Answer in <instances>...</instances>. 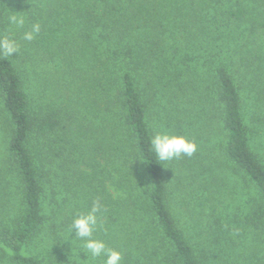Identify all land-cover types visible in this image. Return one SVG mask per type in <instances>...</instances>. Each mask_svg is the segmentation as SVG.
Instances as JSON below:
<instances>
[{"label": "trees", "instance_id": "trees-1", "mask_svg": "<svg viewBox=\"0 0 264 264\" xmlns=\"http://www.w3.org/2000/svg\"><path fill=\"white\" fill-rule=\"evenodd\" d=\"M179 1L0 0V264H103L68 241L97 199L121 264H264V0ZM160 130L196 152L163 168Z\"/></svg>", "mask_w": 264, "mask_h": 264}, {"label": "clouds", "instance_id": "clouds-1", "mask_svg": "<svg viewBox=\"0 0 264 264\" xmlns=\"http://www.w3.org/2000/svg\"><path fill=\"white\" fill-rule=\"evenodd\" d=\"M8 15L7 21L9 30L20 29L24 26V19L16 15V12ZM40 32L39 23L33 24L29 31L23 33L22 39L25 41H32ZM20 45L17 41L9 36L0 35V55L4 59L12 60L13 53L19 55ZM151 151L160 162L163 168L167 169L166 163L179 159L181 156L191 157L197 150V144L188 139L185 135L174 134L167 130H160L151 136L150 141ZM102 204L99 199L93 201L89 211L75 216L69 227V238L72 233L75 237L71 238V253H75L73 244L79 241L77 246L80 253L89 256L92 260L98 257H106L103 264H121L122 253L118 250L108 248L103 240L94 238L93 234L100 226Z\"/></svg>", "mask_w": 264, "mask_h": 264}, {"label": "rangeland", "instance_id": "rangeland-1", "mask_svg": "<svg viewBox=\"0 0 264 264\" xmlns=\"http://www.w3.org/2000/svg\"><path fill=\"white\" fill-rule=\"evenodd\" d=\"M161 1H163L165 4H172V3H174V0H161ZM189 1H191V0H186V3H188ZM176 2V1H175ZM180 3H182V0H180L179 1ZM263 7H264V5L261 7L262 9H263ZM193 20H194V23L195 24H188V25H192L193 27H194V29L196 28V27H199V26H201V23H200V21H196V15L194 14L193 16ZM170 21V22H169ZM180 23V22H179ZM177 21H176V19L175 18H170V20H164L163 21V25H164V27H165V29H167V31H166V35H173V30L174 29H176L178 26H180V24H179ZM181 32L182 31H185L186 29H185V27H182V25H181ZM181 35H183L182 33H179V34H177V37H176V39H173V38H171V36L169 37V38H166V41H168V42H171V41H179V40H181L182 38H179V36L181 37ZM188 41H197V40H194V39H190V40H188ZM248 103H249V106L248 107H250V106H252V101H251V103L249 102V101H247ZM215 127V126H214ZM256 144H259L260 146H263L264 147V142L262 141V138H259V139H257L256 140ZM188 234L189 233H192V231L190 230V229H188ZM208 239H209V236H207V235H203V236H198V235H196V239H194L193 241H192V243H195L196 241L197 242H199V245H201V246H198V247H200V248H204V247H206V246H208ZM264 243V242H263ZM263 247H264V244H263ZM208 248H211L212 249V247H210V246H208L206 249H208ZM254 247H252V249H253ZM209 250V249H208ZM249 250H251V249H248V250H246V253H248L247 255L249 256V255H251V254H253V251H255V250H253V251H250V252H248ZM216 251V258L218 259V261H219V264H222V259L224 258V257H228V258H230V256H229V253L228 252H226L225 250H223V251H218V250H215ZM253 255H255V257H248V258H250V259H252L253 261H254V259H258V258H260L261 257V263H263L264 261V248H263V250H261V251H257L256 253H254ZM263 255V256H262ZM245 258V256H243V255H241V256H239L238 257V259H237V261L238 262H236V263H233V264H237V263H239V264H242V263H245V262H247V261H244L243 259ZM254 258V259H253ZM221 260V261H220ZM263 261V262H262ZM230 262L232 263V260H230ZM216 264V263H215Z\"/></svg>", "mask_w": 264, "mask_h": 264}]
</instances>
